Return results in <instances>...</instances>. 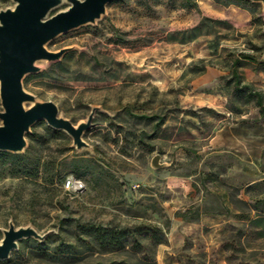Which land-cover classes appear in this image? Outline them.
I'll return each mask as SVG.
<instances>
[{
  "label": "rangeland",
  "instance_id": "374dc122",
  "mask_svg": "<svg viewBox=\"0 0 264 264\" xmlns=\"http://www.w3.org/2000/svg\"><path fill=\"white\" fill-rule=\"evenodd\" d=\"M46 46L68 50L39 60L26 89L75 123L98 109L88 146L41 119L24 151L0 149V241L11 221L47 233L0 264H264V112L234 72L264 93V2L113 0ZM243 52L256 59L234 66ZM87 222H145L166 240L139 234L63 258Z\"/></svg>",
  "mask_w": 264,
  "mask_h": 264
},
{
  "label": "water",
  "instance_id": "95a60500",
  "mask_svg": "<svg viewBox=\"0 0 264 264\" xmlns=\"http://www.w3.org/2000/svg\"><path fill=\"white\" fill-rule=\"evenodd\" d=\"M14 7L0 10V93L4 109L0 110V149L22 152L28 146L27 134L32 126L46 119L52 126L68 131L79 147L88 146L85 131L91 126L98 107H94L87 120L79 123L61 113L54 100H41L27 90L25 77L40 70L41 59L57 60L68 48L53 51L46 44L58 34L80 25L95 22L113 0H69L71 5L50 15L64 0H15ZM263 1L264 0H256ZM161 155L153 158L157 167ZM0 241V259H7L26 237L44 240L47 233L34 226H16L11 221L4 229Z\"/></svg>",
  "mask_w": 264,
  "mask_h": 264
},
{
  "label": "trees",
  "instance_id": "16d2710c",
  "mask_svg": "<svg viewBox=\"0 0 264 264\" xmlns=\"http://www.w3.org/2000/svg\"><path fill=\"white\" fill-rule=\"evenodd\" d=\"M242 57L251 60L256 59V57L253 54L248 52H243L241 54V57L235 59L234 66H236L241 61ZM234 72H235L236 85L238 87L246 86L247 88H249L250 94L253 96H257L258 102L261 105L262 110L264 112V93L262 91H257L256 89H254V86L251 83H243L242 75L239 73L238 69H235ZM16 154H19L21 156L23 155L21 153H16ZM77 230H78L77 231L78 234L76 235V238L73 241L67 243H61V245H65L69 248L65 252L64 251L60 252V255L65 256L63 258H67V257H73L76 259L83 258L82 257L83 251H81L80 249L83 245H88V246L101 245V246H108V248H117V249H119L120 246L126 247L127 245L126 240H128L130 236H138L139 234L140 235L145 234L146 238L154 240L156 244L163 243L166 240L165 234L161 232V230L157 226L153 227V225L145 222H141L133 226L126 225L122 227H114V226H109L94 222H87L81 224L79 226V229ZM46 239L47 237L41 242H44ZM154 264H157L156 259Z\"/></svg>",
  "mask_w": 264,
  "mask_h": 264
},
{
  "label": "built area",
  "instance_id": "2783aa9c",
  "mask_svg": "<svg viewBox=\"0 0 264 264\" xmlns=\"http://www.w3.org/2000/svg\"><path fill=\"white\" fill-rule=\"evenodd\" d=\"M74 183H75L74 179L68 178L66 183H65V185H66L67 188H70L72 185H74Z\"/></svg>",
  "mask_w": 264,
  "mask_h": 264
},
{
  "label": "bare ground",
  "instance_id": "6f19581e",
  "mask_svg": "<svg viewBox=\"0 0 264 264\" xmlns=\"http://www.w3.org/2000/svg\"><path fill=\"white\" fill-rule=\"evenodd\" d=\"M38 63V62H37Z\"/></svg>",
  "mask_w": 264,
  "mask_h": 264
}]
</instances>
